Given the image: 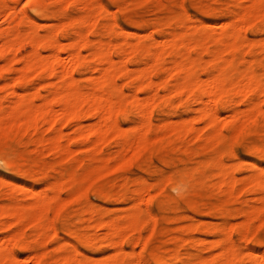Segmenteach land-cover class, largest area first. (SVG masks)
Returning a JSON list of instances; mask_svg holds the SVG:
<instances>
[{
  "label": "rangeland",
  "instance_id": "1",
  "mask_svg": "<svg viewBox=\"0 0 264 264\" xmlns=\"http://www.w3.org/2000/svg\"><path fill=\"white\" fill-rule=\"evenodd\" d=\"M32 1L0 0V264H264V0Z\"/></svg>",
  "mask_w": 264,
  "mask_h": 264
},
{
  "label": "snow or ice",
  "instance_id": "2",
  "mask_svg": "<svg viewBox=\"0 0 264 264\" xmlns=\"http://www.w3.org/2000/svg\"><path fill=\"white\" fill-rule=\"evenodd\" d=\"M31 3V0H21V4L24 6V7H28V5ZM111 10V9H110ZM191 15V13H189ZM195 18V17H194ZM37 23H40L39 21H37ZM238 156H240L242 162H246V163H250V164H253V165H258L260 166L261 168H264V161H257L255 160L254 158H244L241 154H237ZM0 165H2V162H0ZM0 179H4V180H11L12 177L8 174V173H5L2 168H0ZM26 256L25 255H18L17 256V259L19 260H23L25 259Z\"/></svg>",
  "mask_w": 264,
  "mask_h": 264
},
{
  "label": "bare ground",
  "instance_id": "3",
  "mask_svg": "<svg viewBox=\"0 0 264 264\" xmlns=\"http://www.w3.org/2000/svg\"><path fill=\"white\" fill-rule=\"evenodd\" d=\"M33 1H34V2H33ZM33 1H32V2H33V5H32V4H31V5L34 6V7L40 5L41 3L44 2V0H33ZM46 1H47V0H46ZM41 6H42V4H41ZM41 6H38V7H41ZM53 31H54V30H53ZM46 68L48 69V67H46ZM48 70H49V69H48ZM204 92H205V91H204ZM205 94H206V92H205ZM205 94H204V95H205ZM204 97H205V96H204ZM207 98H208V97H207ZM205 99H206V98H205ZM196 101H197V100H196ZM199 101H200V100H199ZM205 102H206V100H204V99L200 101V103H201L202 105L205 104ZM213 110H214V109H213ZM215 115H216V114H215V112L213 111L212 116L215 117ZM213 117H211V118H213ZM215 118H216V117H215ZM213 120H215V119H212V121H213ZM210 122H211V121H210ZM223 173H224V172H223ZM254 176H255V175H254ZM255 178H256V177H255ZM257 180H258V179H257ZM259 180H260V179H259ZM259 180H258V182H259ZM252 181H253V180H252ZM262 181H263V180H262ZM253 183H255V182H253ZM261 183H262V182H261ZM248 184H249V183H248ZM263 185H264V184H263ZM263 185H262V188L264 189V186H263ZM8 213H9V212H8ZM148 214H149V213H148ZM150 216H151V215H150ZM7 246H9V245L7 244ZM3 248H7V247L4 246V245L0 246V250L3 249ZM227 248H228V247H227ZM7 249H8V248H7ZM229 249H230V248H229ZM3 250L6 251V249H3ZM225 250H226V249H225ZM227 251L230 252L231 250H227ZM250 253H251V252H250ZM261 257H262V256H261ZM138 261H139V260H138ZM225 261L228 262V260H225ZM137 263H138V262H137ZM229 264H230V263H229ZM257 264H258V263H257Z\"/></svg>",
  "mask_w": 264,
  "mask_h": 264
}]
</instances>
